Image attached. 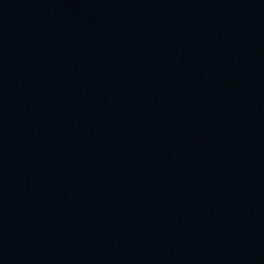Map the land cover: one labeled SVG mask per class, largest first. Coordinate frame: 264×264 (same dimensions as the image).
<instances>
[{
    "label": "water",
    "instance_id": "water-1",
    "mask_svg": "<svg viewBox=\"0 0 264 264\" xmlns=\"http://www.w3.org/2000/svg\"><path fill=\"white\" fill-rule=\"evenodd\" d=\"M0 264H264V0H0Z\"/></svg>",
    "mask_w": 264,
    "mask_h": 264
}]
</instances>
